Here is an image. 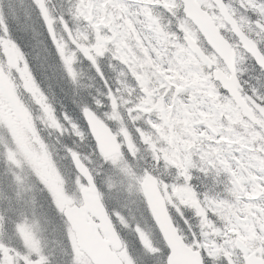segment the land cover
<instances>
[{"label":"snow or ice","instance_id":"1","mask_svg":"<svg viewBox=\"0 0 264 264\" xmlns=\"http://www.w3.org/2000/svg\"><path fill=\"white\" fill-rule=\"evenodd\" d=\"M0 264H264V0H0Z\"/></svg>","mask_w":264,"mask_h":264},{"label":"rangeland","instance_id":"2","mask_svg":"<svg viewBox=\"0 0 264 264\" xmlns=\"http://www.w3.org/2000/svg\"><path fill=\"white\" fill-rule=\"evenodd\" d=\"M14 128L16 131L18 126L14 125ZM37 172L47 181L49 185H54L62 190V182L54 172L50 159L47 156L38 163Z\"/></svg>","mask_w":264,"mask_h":264},{"label":"trees","instance_id":"3","mask_svg":"<svg viewBox=\"0 0 264 264\" xmlns=\"http://www.w3.org/2000/svg\"><path fill=\"white\" fill-rule=\"evenodd\" d=\"M37 28V27H36ZM41 29V28H40ZM37 31H39L40 33H43V28L41 29V30H38V28H37ZM35 52H36V55H38V56H43V51L41 50V48H39V47H37L36 48V50H35Z\"/></svg>","mask_w":264,"mask_h":264}]
</instances>
